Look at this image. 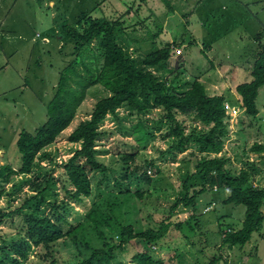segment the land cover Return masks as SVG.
I'll list each match as a JSON object with an SVG mask.
<instances>
[{"label": "rangeland", "instance_id": "1", "mask_svg": "<svg viewBox=\"0 0 264 264\" xmlns=\"http://www.w3.org/2000/svg\"><path fill=\"white\" fill-rule=\"evenodd\" d=\"M244 1L250 2L251 0ZM171 2L176 6L177 14L169 21L165 20L166 28L178 40L182 33L196 40L190 48H185L189 49L187 58L192 60H186L185 46H179L183 49L182 53L178 54L174 49L176 56L174 55L172 61L168 63L170 72L167 70L159 75L162 79H167L171 87H178L176 92H184L188 87L187 82H191L196 76H203L211 68L212 60L214 65H217L216 67L226 68L229 62L236 58L237 60L250 58V48L245 54L244 47H248V44L250 46L253 42L251 38L253 26L247 21L243 13L245 8L240 4L235 3L234 0H171ZM261 4L257 3L252 7H255L260 12V16L264 18L263 10L258 8ZM124 7L121 8L122 12L110 17L113 20L121 18V13L125 12ZM132 8L136 9V6ZM167 12L170 11L161 0L152 4V7L145 9L143 7L142 12L138 10V14L135 12L132 16H128V20H124L129 28L128 33L134 37L145 38L149 35L150 29H157L158 23L162 22L161 19H165ZM123 19H127L126 16ZM177 25L179 27H176ZM136 31L139 32L136 33ZM262 41L264 44V36H262ZM177 45H180V42ZM205 46L207 48H204ZM92 49L94 50H88L84 54L86 61L94 65L97 62L101 65L103 63L101 53L96 50L95 45ZM130 50L134 57H139L151 48L148 50L142 48L141 52L137 53L135 47ZM191 50L192 54H190ZM210 57L211 60H209ZM58 63L55 64L58 65ZM59 66L63 68L64 63H59ZM212 72L215 79L211 78V80L215 85L206 81L204 84L207 92L210 95L222 93L227 102L232 104L235 100L230 91L234 90L238 83L246 81L248 77L229 78L226 76L227 72H218L216 68ZM52 73L51 77L42 79L29 74L27 82L41 92L36 95L26 92L25 102H28V107L25 109L19 107V113L23 114L20 119L16 120L13 116L6 118L3 127L12 123L7 133H3V127L0 125V147L6 151L5 156L0 158L2 163L9 162L17 168L21 166V154L14 140L17 128H22L21 131L24 129L34 132L46 122L48 117L46 102L52 98L51 92H55L53 86L58 84L61 71L59 76H56L55 72ZM10 81L13 79L10 78ZM17 95L18 92H12L9 98L14 100ZM107 96L109 93L101 86L90 88L87 98L69 128L47 147L46 153L50 156H39L37 160L39 165H36L31 174L13 177L5 187L0 198V209L15 211L22 208V212L4 219L0 225L1 237L4 235L8 237L6 243L0 237V259L3 264H78L81 262L82 258L70 240L59 241L52 246L51 250L42 246L25 244L26 256H21L14 245L22 244V240L27 238L28 219L33 214L54 215V205L67 201L64 188L67 184L64 173L65 164L75 151L81 148L80 143L69 141V135L81 121L90 117L96 101ZM28 108H31V112ZM238 108L240 111L236 120L226 121L228 133L221 151L209 154L213 157H224L227 161L226 169L232 175L237 176L242 169H245L250 173L251 183L254 186L264 187V163L252 151L255 143H264V87L258 99V108L263 110L262 122L242 112V106ZM10 112L9 110L8 114ZM117 115L118 118L108 115L100 124L103 135L98 139L96 147L99 151V159L109 167V170L90 173L93 183L92 194L85 198L83 204L72 201L71 207L67 209L61 207L65 215L64 220H67L63 223L64 230L72 229L83 222L90 207L95 203H100L105 213L111 218L109 231L115 236L114 244L120 243L122 239L120 225H133L136 232H142L149 228L160 229L161 223L169 217L167 222L170 226L165 230L160 243L154 248L150 245L155 255L164 259L167 264H210L214 259L219 261L217 264H264V227L261 231L254 232L251 240L244 246L237 245L231 248L222 246V232L227 227L237 229L240 226L243 211L245 212L242 205H223L220 202L224 197L223 193L217 194L214 198L217 201L214 208L209 211L205 210V212H202L203 207L213 198L212 193L199 199L196 208L185 207L181 200L177 204L178 198L183 197L179 188L185 178L184 175L194 172L195 163L201 161L206 154L201 152L196 144H190L186 151L174 149L170 151L175 138L170 136V122L166 118L165 111L155 109L148 114H137L129 107L122 106L117 110ZM177 117L184 124L187 132L193 129L196 132L208 129L195 119L193 113L178 112ZM139 121L144 123L147 131L140 128ZM148 161H152L153 165L147 169L142 168L138 172L126 170L128 165L136 167ZM146 176L150 182L147 181ZM158 176L163 179L157 182ZM46 185L48 188L45 192V200H43L39 191ZM128 188H138L144 193L143 198H137L134 194L126 196L120 193V191L126 193L123 191ZM117 195L121 200L111 212L110 203ZM234 207H238L239 210ZM180 223L182 224L181 229L177 226ZM146 249V244L130 240L122 252L118 251L119 259L122 264H134L133 255Z\"/></svg>", "mask_w": 264, "mask_h": 264}, {"label": "trees", "instance_id": "2", "mask_svg": "<svg viewBox=\"0 0 264 264\" xmlns=\"http://www.w3.org/2000/svg\"><path fill=\"white\" fill-rule=\"evenodd\" d=\"M161 1L170 12L174 11L171 0ZM126 15L123 14L121 18L113 20L106 16L93 17L86 14L75 24L62 28V32L74 41L75 56L61 71L55 93L47 107L48 119L34 132L23 130L19 134L17 147L22 159L20 167L17 168L9 162L0 163L1 198L5 187L13 177L31 174L36 165H39L37 162L39 156H50L46 153L47 147L69 128L87 98L90 88L101 86L109 93V96L96 101L90 117L81 121L70 133L69 141L80 143L81 148L76 150L65 164L67 184L64 188L67 201L54 205V215L33 214L28 219L27 238L22 240V244L14 245L21 256L27 255L25 244L51 250L59 241L70 240L82 258L78 264H122L118 251L122 252L130 240H137L146 244L147 249L133 255L134 264H167L164 259L155 255L152 247H157L155 245L160 243L165 230L170 226L167 222L169 217L161 223L160 229L149 228L142 232H136L133 225H120L122 239L118 244H114L115 236L109 231L111 218L100 203L90 207L86 212L85 220L80 224L67 231L63 227V223L67 220H64L65 215L61 207L64 209L71 207L72 201L82 203L92 194L93 183L90 173L109 170V167L99 159V151L96 148L98 139L103 135L100 124L108 115L118 118L117 110L122 106L129 107L137 114H148L155 109L164 110L170 122V136L175 138L170 151L173 149L186 151L190 144H196L199 150L206 154L201 161L195 163L194 172L184 175L185 178L179 188L183 197L178 198L177 204L181 200L185 207L196 208L199 199L212 193L213 198L203 207L202 212H205L208 205L216 204L214 198L217 194L223 193L224 197L220 200L223 205L235 204L244 207L245 212L241 209L243 217L239 228L227 227L222 232V246L229 248L244 246L251 240L254 232H259L264 227V187L254 186L251 183L250 173L245 169H242L237 176L232 175L226 169L227 161L224 157H213L209 154L221 151L228 133L226 121H229L231 116L226 109V97L220 94L210 95L201 76H196L191 82H187L188 87L184 92H176L178 87H171L167 79L159 76L167 70L170 72L168 63L175 55V48H180L179 46H183L185 42L187 45L184 49L190 48L196 40L185 39L177 45L179 42L171 41L166 35L162 22L158 23L156 30L150 29L149 35L145 38L134 39L127 32L129 28L123 20ZM122 36L134 42H151L152 48L141 56L134 57L129 51L130 48L120 43ZM262 36H264V28L259 34L260 41ZM93 45L103 57L101 65L86 61L84 54L88 50L93 51ZM263 86L264 45L261 43V51L256 55L251 70V80L239 84L236 88L241 98L240 103L249 116L257 117L259 114L258 97ZM178 112L193 113L195 119L208 129L198 132L193 129L187 132L184 124L177 117ZM139 123L141 129L148 130L142 121ZM147 134L150 137L148 132ZM252 149L253 152H264V144L255 143ZM152 165L153 162L148 161L136 167L128 165L126 170L138 172ZM146 179L150 182L148 176ZM161 179L163 178L159 176L156 178L157 182ZM118 184L121 185L120 182ZM47 188L48 185L39 191L43 200ZM123 192L126 193L120 191L126 196L130 194H134L137 198L144 196L138 188H128ZM115 197L110 203L111 212L121 200L118 195ZM234 208L239 210L238 207ZM21 212L22 208L15 211L0 209V225L4 219ZM177 226L182 228L181 223ZM1 238L4 243L8 240L7 235ZM217 263L219 261L214 259L210 264ZM0 264H3L1 259Z\"/></svg>", "mask_w": 264, "mask_h": 264}, {"label": "crops", "instance_id": "3", "mask_svg": "<svg viewBox=\"0 0 264 264\" xmlns=\"http://www.w3.org/2000/svg\"><path fill=\"white\" fill-rule=\"evenodd\" d=\"M234 1L235 3L240 4L245 8L243 13L245 14L247 21H249V23L253 26V31L251 34L253 42H251L250 46L248 44V47H244V51H246L245 54L248 53L247 49L250 48L251 56L249 59L245 58L244 60H237L236 58L234 59V61L229 62V64L227 65L228 67L226 68H223V66L216 67L217 65H214V62L212 60V66L211 68H209L211 70L208 69L206 73L203 74L205 78H202L203 76L201 75V80L204 83L206 81H209L211 85L214 84V81L211 80V78L213 79L215 77L212 74L214 68H216L218 72H227L226 76L229 78L241 79L243 77H248L246 81L251 80V70L255 62L256 55L261 51V43L263 44L262 39L260 41L258 38L260 32L263 31L264 28V18H262L260 16V12L252 6L256 5L257 3H262L260 6H258V8L260 10H263L264 12V0H251L250 2H246L244 0ZM156 2H159V0H144V2H141V0H0L1 127H3L8 116H13L16 120L23 117V114L19 113L18 109L19 107L21 109H25L28 107V102H25L27 96L26 92L35 93V95L41 92V90L34 89L33 86L27 82L26 79L29 78V74H32V76L35 78L38 77L41 79L51 77L53 75L52 72H55V75L59 76L60 71H62L74 58V41L62 32L63 27L75 24L81 17L86 14L93 17H110L117 15L119 12H122L121 8L124 6L125 12L121 14H127V19L123 20H128V16H132V14H135V12L138 14V10L139 12H142L143 7L144 9L146 7H152V4H156ZM134 5L136 6V9L132 8ZM126 6H128V8H126ZM176 14L177 8L176 6H174V11L167 12L164 16L165 19L161 20L162 23L164 21L163 27L169 39L171 41L181 42L182 40H185V37H187L184 36V33L180 35L181 38L178 40L176 37H173L169 30L166 28V21L172 19ZM110 19L112 18L110 17ZM176 27L179 26L177 25ZM132 37L136 39L134 36ZM186 39L191 40V37H187ZM120 43L124 47H135L136 53L141 52L142 48L147 50L149 48H152L151 42H134V40H129L126 36H122V38L120 39ZM184 44L185 45L183 46H186L187 42H185ZM185 50L186 60H192L187 58L189 49ZM210 51H212V49ZM192 53L193 52L191 50L190 54ZM207 53L209 54V52ZM209 60H211V57L209 58ZM57 62L64 63L63 68H60L59 63L58 65H56L55 63ZM218 65L220 64L218 63ZM42 73L45 75H43ZM221 75L224 76L222 73ZM10 78H12L13 81H10ZM15 79H18V81H14ZM246 81H243L241 83H244ZM13 82H15V84H13ZM241 83H238V85ZM53 87V91H55L57 85L54 84ZM236 88L237 87H235L234 90L230 91V93L233 94V98L235 100L233 104L236 103L235 105L237 107H241V98L237 93ZM261 91L258 99H260ZM12 92H18V95L14 100L9 98ZM54 93L51 92L52 98ZM219 94L223 95L222 93ZM52 98L48 100L49 102H46L47 105L50 103ZM28 109L31 112V108ZM9 110L11 111L10 114H8ZM242 112H245L243 106ZM262 112L263 110L259 108L258 116L253 118H258V120L262 122ZM10 124L11 125H6L5 127H3L4 134L8 132V127H12L11 122ZM21 129L22 128H17V132L14 135V140L16 141V143L19 134L24 130L23 129L21 131ZM5 153V149L0 147V158H3L5 156ZM254 153H256V155L259 156L260 160H262V162L264 163V152ZM0 163H2V161H0Z\"/></svg>", "mask_w": 264, "mask_h": 264}, {"label": "built area", "instance_id": "4", "mask_svg": "<svg viewBox=\"0 0 264 264\" xmlns=\"http://www.w3.org/2000/svg\"><path fill=\"white\" fill-rule=\"evenodd\" d=\"M175 50L177 51L178 54H181L183 49L180 47V48H175ZM175 54H176V53H175ZM175 56H176V55H175ZM226 109H227L228 114L231 116L230 121H231V122H232V121H235V120H236L235 118H236V116H237V114H238V112H239V108H238L236 105H233V104L227 102V103H226ZM149 172H150V171H149ZM215 205H216L215 203L210 204V205H208V206L205 208V210L209 211V210L213 209Z\"/></svg>", "mask_w": 264, "mask_h": 264}]
</instances>
